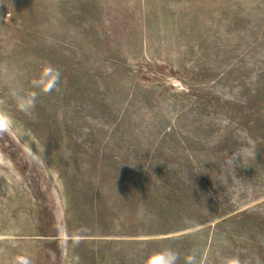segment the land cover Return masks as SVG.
Listing matches in <instances>:
<instances>
[{
    "label": "rangeland",
    "instance_id": "rangeland-1",
    "mask_svg": "<svg viewBox=\"0 0 264 264\" xmlns=\"http://www.w3.org/2000/svg\"><path fill=\"white\" fill-rule=\"evenodd\" d=\"M0 118V264H264V0H0Z\"/></svg>",
    "mask_w": 264,
    "mask_h": 264
},
{
    "label": "clouds",
    "instance_id": "clouds-1",
    "mask_svg": "<svg viewBox=\"0 0 264 264\" xmlns=\"http://www.w3.org/2000/svg\"><path fill=\"white\" fill-rule=\"evenodd\" d=\"M59 82V77H57V80L54 82L53 88L55 87L56 84H58ZM53 88L49 89V92H51L53 90ZM34 106V105H33ZM8 128V124L7 121L0 118V131H7ZM35 155L34 153H31L30 151V156ZM192 264H195V259L193 258Z\"/></svg>",
    "mask_w": 264,
    "mask_h": 264
}]
</instances>
